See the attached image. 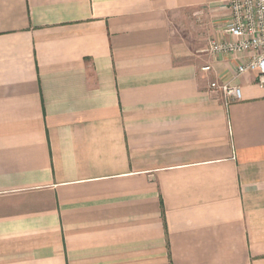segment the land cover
Segmentation results:
<instances>
[{
    "label": "crops",
    "instance_id": "1",
    "mask_svg": "<svg viewBox=\"0 0 264 264\" xmlns=\"http://www.w3.org/2000/svg\"><path fill=\"white\" fill-rule=\"evenodd\" d=\"M226 1L0 0V264H264V87L206 53Z\"/></svg>",
    "mask_w": 264,
    "mask_h": 264
},
{
    "label": "built area",
    "instance_id": "2",
    "mask_svg": "<svg viewBox=\"0 0 264 264\" xmlns=\"http://www.w3.org/2000/svg\"><path fill=\"white\" fill-rule=\"evenodd\" d=\"M225 6L228 16L217 29L220 36L208 41L206 53L213 61L231 62L236 77L254 74L257 85L264 87V0H227ZM201 70L210 72L212 67L205 64ZM209 87L227 103L240 100L239 86L230 82H212Z\"/></svg>",
    "mask_w": 264,
    "mask_h": 264
},
{
    "label": "rangeland",
    "instance_id": "3",
    "mask_svg": "<svg viewBox=\"0 0 264 264\" xmlns=\"http://www.w3.org/2000/svg\"><path fill=\"white\" fill-rule=\"evenodd\" d=\"M205 65V64H204Z\"/></svg>",
    "mask_w": 264,
    "mask_h": 264
}]
</instances>
